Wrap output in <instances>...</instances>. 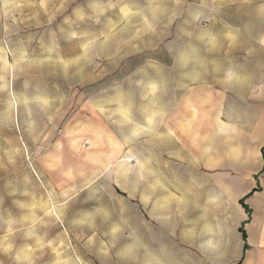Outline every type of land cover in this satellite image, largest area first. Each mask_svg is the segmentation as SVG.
I'll use <instances>...</instances> for the list:
<instances>
[{
    "label": "rangeland",
    "instance_id": "obj_1",
    "mask_svg": "<svg viewBox=\"0 0 264 264\" xmlns=\"http://www.w3.org/2000/svg\"><path fill=\"white\" fill-rule=\"evenodd\" d=\"M253 1L0 0V264H142L153 239L183 264L189 180L152 172V117L185 60L193 83L230 67Z\"/></svg>",
    "mask_w": 264,
    "mask_h": 264
},
{
    "label": "crops",
    "instance_id": "obj_2",
    "mask_svg": "<svg viewBox=\"0 0 264 264\" xmlns=\"http://www.w3.org/2000/svg\"><path fill=\"white\" fill-rule=\"evenodd\" d=\"M253 3L256 20L231 27L223 38L230 67L193 83L198 75L185 60L183 85L177 89L175 78L169 84L166 133L152 117L146 142L152 172L157 166L189 180L183 264H264V0ZM144 140L137 129V167L144 166ZM151 221L154 227V215ZM152 242L142 264H170Z\"/></svg>",
    "mask_w": 264,
    "mask_h": 264
},
{
    "label": "snow or ice",
    "instance_id": "obj_3",
    "mask_svg": "<svg viewBox=\"0 0 264 264\" xmlns=\"http://www.w3.org/2000/svg\"><path fill=\"white\" fill-rule=\"evenodd\" d=\"M81 3L84 5L85 9H88L91 6L90 0H81ZM76 210H74L75 212Z\"/></svg>",
    "mask_w": 264,
    "mask_h": 264
},
{
    "label": "trees",
    "instance_id": "obj_4",
    "mask_svg": "<svg viewBox=\"0 0 264 264\" xmlns=\"http://www.w3.org/2000/svg\"><path fill=\"white\" fill-rule=\"evenodd\" d=\"M244 237H245V233H244Z\"/></svg>",
    "mask_w": 264,
    "mask_h": 264
}]
</instances>
